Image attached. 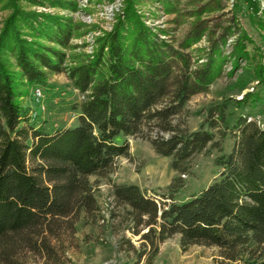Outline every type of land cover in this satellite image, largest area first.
I'll list each match as a JSON object with an SVG mask.
<instances>
[{"label": "trees", "instance_id": "trees-1", "mask_svg": "<svg viewBox=\"0 0 264 264\" xmlns=\"http://www.w3.org/2000/svg\"><path fill=\"white\" fill-rule=\"evenodd\" d=\"M245 1L255 8L252 0ZM125 12L127 28L108 34L93 59L69 71L83 97L79 124L52 134L20 126L29 119L16 87L44 86L47 73L62 70V52L38 40L65 47L72 29L57 17L32 20L19 7L5 20L0 35V262H10L21 248L48 251L47 236L55 221L96 210L89 177L103 175L117 157L127 154V143L118 140L135 136L145 121L154 120L165 129L192 96L205 92L220 76L222 49L232 28L212 43L207 61L191 70L188 55L158 41L139 24L131 6ZM22 25L35 40L21 38ZM205 32L195 29L191 40L198 43ZM238 37L234 63L249 58V38L243 32ZM8 59L19 71H8ZM257 78L264 84L261 68ZM225 111V105L210 108L205 123L213 127L214 117L225 122ZM248 118L234 127V149L221 161L218 178L189 201L159 208L139 187L115 186L118 203L147 218L150 231L144 240L151 244V260L158 244L175 235H180L183 249L216 246L234 252L251 245L264 252V125ZM213 138L202 129L154 140L153 146L158 154L172 157L171 168L183 173L188 160ZM228 259L234 260L233 255Z\"/></svg>", "mask_w": 264, "mask_h": 264}, {"label": "rangeland", "instance_id": "rangeland-1", "mask_svg": "<svg viewBox=\"0 0 264 264\" xmlns=\"http://www.w3.org/2000/svg\"><path fill=\"white\" fill-rule=\"evenodd\" d=\"M252 4L255 8L245 0H0V35L5 20L16 7L32 20L57 17L72 29L65 47L38 40L62 52V70L47 73L44 86L18 84L16 87L21 96L18 102L29 119L20 126L31 125L51 134L79 124L83 97L69 79V71L93 59L108 34L117 28H127V6L132 7L139 24L158 41L188 55L191 70L207 61L212 43L218 41L225 30L232 28L233 32L227 36L222 49L224 61L220 76L207 90L192 96L181 111L164 124L165 129L154 120L145 121L135 136L119 139L118 143H127V154L117 157L103 175L89 177L96 210L55 221L51 226L52 234L47 236L48 251L21 248L12 254L10 262L0 264L264 263L260 247L247 245L234 252L216 246L183 249L180 235L159 243L151 260V244L144 240L150 231L146 226L147 218L136 217L129 206L118 203L114 196L115 186L135 185L147 198L155 200L159 208L185 203L218 178L221 161L234 149V127L240 119L251 117L264 125V84L257 78L259 68L264 75V0H252ZM198 28L206 32L194 43L191 34ZM242 32L250 41L246 42L249 58L234 63L231 60L233 48ZM20 33L28 43L35 40L24 25ZM7 62L8 71H19L14 60ZM36 87L43 91L40 102L35 96ZM169 100L166 99L165 104ZM217 105H225L226 119L217 122L212 118L215 125L211 127L205 121L208 110ZM202 129L213 135V141L188 160L183 173L171 168L172 157L162 156L154 149V140ZM228 255H233L234 260L228 259Z\"/></svg>", "mask_w": 264, "mask_h": 264}, {"label": "built area", "instance_id": "built-area-1", "mask_svg": "<svg viewBox=\"0 0 264 264\" xmlns=\"http://www.w3.org/2000/svg\"><path fill=\"white\" fill-rule=\"evenodd\" d=\"M34 92H35V96H36L37 101L40 102V100H42L43 97H44V95H43V91H42L39 87H36V88L34 89ZM248 120L251 121L252 118H248ZM259 123H260V122H258V124H259ZM260 126H261V125H260ZM261 127H262V126H261Z\"/></svg>", "mask_w": 264, "mask_h": 264}]
</instances>
